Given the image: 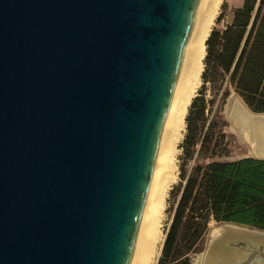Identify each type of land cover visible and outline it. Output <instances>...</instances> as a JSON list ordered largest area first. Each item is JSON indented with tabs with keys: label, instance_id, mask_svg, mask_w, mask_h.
I'll return each instance as SVG.
<instances>
[{
	"label": "water",
	"instance_id": "95a60500",
	"mask_svg": "<svg viewBox=\"0 0 264 264\" xmlns=\"http://www.w3.org/2000/svg\"><path fill=\"white\" fill-rule=\"evenodd\" d=\"M191 3L0 0V264H124Z\"/></svg>",
	"mask_w": 264,
	"mask_h": 264
},
{
	"label": "trees",
	"instance_id": "16d2710c",
	"mask_svg": "<svg viewBox=\"0 0 264 264\" xmlns=\"http://www.w3.org/2000/svg\"><path fill=\"white\" fill-rule=\"evenodd\" d=\"M226 6L206 41L201 85L188 107L156 264H194L212 223L264 230V160L231 159L237 136L224 114L232 93L264 113V0H244L230 21L224 20Z\"/></svg>",
	"mask_w": 264,
	"mask_h": 264
},
{
	"label": "bare ground",
	"instance_id": "6f19581e",
	"mask_svg": "<svg viewBox=\"0 0 264 264\" xmlns=\"http://www.w3.org/2000/svg\"><path fill=\"white\" fill-rule=\"evenodd\" d=\"M222 2L192 0L124 264H155L158 257L167 198L177 181L179 145L186 131L188 107L201 84L206 41ZM228 108L231 128L248 148L247 156L264 157V115L254 114L238 95L233 96ZM210 232L209 251L195 264H235L245 254L238 253L235 246L264 244L261 233L231 225Z\"/></svg>",
	"mask_w": 264,
	"mask_h": 264
},
{
	"label": "rangeland",
	"instance_id": "374dc122",
	"mask_svg": "<svg viewBox=\"0 0 264 264\" xmlns=\"http://www.w3.org/2000/svg\"><path fill=\"white\" fill-rule=\"evenodd\" d=\"M224 2H226V9H225V18H224V20H227V21H230L231 20V18H232V10L235 8V7H238V6H240L241 4H242V0H223V2H222V4L224 3ZM221 7H222V5H221ZM220 7V10H219V13H218V15H217V18H218V16L220 15V13L222 12V8ZM223 24H224V22H222L220 25H218V27H222L223 26ZM216 26V21H215V24H214V26L213 27H215ZM201 85V84H200ZM200 87V86H199ZM199 89V88H198ZM226 116V115H225ZM227 119H228V117H227ZM229 120V119H228ZM230 122V121H229ZM229 131L231 132V133H234L233 132V130H232V128H231V123H230V127H229ZM235 134V133H234ZM236 135V134H235ZM237 136V135H236ZM243 143H242V141L240 140V138L237 136V143H236V150H235V154L233 155V157L231 158V159H238V158H240V157H243V156H246L247 154H248V148L247 147H243ZM245 146V145H244ZM180 150V149H179ZM181 153V150H180V152H179V154ZM179 154H178V156H179ZM178 173H179V169L177 170V181H178ZM176 181V182H177ZM175 182V183H176ZM174 183V184H175ZM173 184V185H174ZM172 188V187H171ZM168 197H169V195H168ZM166 207H167V204H166ZM166 220H167V214H166V212H165V217H164V227H163V230H164V228H165V223H166ZM217 227V223H212V225H211V231L213 230V228H216ZM208 239H209V236H207V241H206V244H205V249L207 248V243H208ZM205 249H204V251H205ZM160 250H161V245H160ZM203 251V252H204ZM160 252L161 251H159V254H158V257L160 256ZM203 252H201V253H199V254H197V255H194L193 256V258H192V262L195 264V262H196V260H197V258L203 253ZM158 257H157V259H156V262H157V260H158ZM156 262H155V264H156Z\"/></svg>",
	"mask_w": 264,
	"mask_h": 264
},
{
	"label": "flooded vegetation",
	"instance_id": "af4514ba",
	"mask_svg": "<svg viewBox=\"0 0 264 264\" xmlns=\"http://www.w3.org/2000/svg\"><path fill=\"white\" fill-rule=\"evenodd\" d=\"M252 258H254V257H252ZM252 259H250V261H251ZM245 264V263H244ZM260 264H264V262H260Z\"/></svg>",
	"mask_w": 264,
	"mask_h": 264
},
{
	"label": "crops",
	"instance_id": "0c3cea01",
	"mask_svg": "<svg viewBox=\"0 0 264 264\" xmlns=\"http://www.w3.org/2000/svg\"><path fill=\"white\" fill-rule=\"evenodd\" d=\"M243 1H244V0H242V3H243ZM241 5H242V4H241ZM241 5H240V6H241Z\"/></svg>",
	"mask_w": 264,
	"mask_h": 264
}]
</instances>
